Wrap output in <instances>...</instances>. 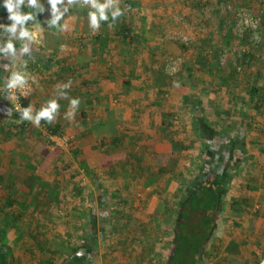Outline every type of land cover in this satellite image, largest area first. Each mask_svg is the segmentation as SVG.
I'll return each mask as SVG.
<instances>
[{
	"label": "crops",
	"instance_id": "1",
	"mask_svg": "<svg viewBox=\"0 0 264 264\" xmlns=\"http://www.w3.org/2000/svg\"><path fill=\"white\" fill-rule=\"evenodd\" d=\"M222 1L248 7L264 19V0H118L124 11L115 22L109 18L93 32L88 9L73 6L62 21L67 30L61 31L47 27L50 6L40 0V25L29 22L30 28H39L37 41L30 46V57H23L37 83L30 81L24 107L31 104L38 110L58 85L70 81L65 91L80 99L72 120L65 118L68 100L60 98L52 123L42 120L35 127L24 121L21 128H12L16 121L7 115L12 105L3 90L4 66L18 64L20 55H0V176L9 177V194L21 207L39 196L36 190L44 197V185L58 187L48 198L51 202L60 201L62 193L71 197L67 205L59 204L78 216L70 223L77 232L74 241L64 238L82 251L79 256L87 255L88 264H169L171 236L161 233L152 217L157 213L161 218L169 201L187 194L190 183L204 179L209 166L214 169L208 158L216 160L220 172L229 162L232 137L239 133L244 135L245 160L240 171L224 174L229 186L220 198L209 246L211 252H229L223 260L205 264L255 259L250 246L259 245L255 240L264 231V159L259 156L264 151V21L259 42L252 44L249 34L237 36L227 24L230 17L216 9ZM179 17L184 20L178 22ZM0 23H10L2 7ZM179 34L191 35L192 42L182 46L175 38ZM6 36L0 33V46ZM167 56L181 58L178 72L168 77L162 64ZM12 116L19 118L15 111ZM110 125L111 134L97 135L101 128L109 133ZM49 126L72 136L81 156L73 160L64 146L49 144ZM113 135L116 146L109 143ZM101 137L107 139L103 146ZM106 153L121 158L101 165ZM78 166L85 167V175L76 176ZM3 167L11 169L3 173ZM68 181L84 183L88 198L82 191H62ZM20 194L27 200L22 202ZM10 248L8 264H37L28 261L32 251L26 247L14 243Z\"/></svg>",
	"mask_w": 264,
	"mask_h": 264
},
{
	"label": "trees",
	"instance_id": "2",
	"mask_svg": "<svg viewBox=\"0 0 264 264\" xmlns=\"http://www.w3.org/2000/svg\"><path fill=\"white\" fill-rule=\"evenodd\" d=\"M252 91L256 92L255 89ZM11 117L15 121V118ZM15 123L12 128L19 129L22 127V123ZM206 129L209 132L208 136H212L213 129L210 126H207ZM47 130L52 134H60L59 128L55 126H49ZM112 131L113 125H110L109 133H106L107 131L101 128L100 130L98 129L97 135L111 134ZM14 136H17V133H14ZM243 137L244 135L240 133L232 137L233 142L229 150V162L223 166V171L219 172V169H217L216 160L208 158V164L214 165L213 168L215 170H212V167L209 166L205 170L207 175L204 179L190 183L187 187V194L176 199L173 203L169 201V209L166 210L167 212L161 218H159L157 213L152 217L153 223L159 231L163 234L167 231L171 236L169 264H205V260H208V256L211 253V249H209L210 240L216 227V216L219 211L220 198L227 192L229 186L228 181L224 180V174L229 176L240 171L243 166V160H245V149L242 144ZM106 140L104 137H101L100 146L106 144ZM109 143L112 146H116L118 144L117 137L113 135ZM119 158H121V155L118 153H106L102 155L101 165L108 164L110 161L114 159L118 160ZM55 172L59 173L57 169ZM1 178L0 176V184L2 182ZM9 185H12L11 181ZM20 200L24 202L27 199L23 195ZM16 201L18 203H15ZM14 203L18 205L20 203L19 199L11 197L9 194L7 201L4 200L0 205V219L2 218L3 222L6 223L8 220L7 216H4V213L7 210H12ZM234 204H231L232 208ZM157 211L161 210L157 209ZM102 218L108 217L102 216ZM47 249L54 260L61 259L59 264H88L87 255L78 256V248L64 240L52 239ZM263 257L264 253L255 256L253 264H258L259 260ZM9 261V250L0 245V264H8ZM47 263L50 264V262Z\"/></svg>",
	"mask_w": 264,
	"mask_h": 264
},
{
	"label": "clouds",
	"instance_id": "3",
	"mask_svg": "<svg viewBox=\"0 0 264 264\" xmlns=\"http://www.w3.org/2000/svg\"><path fill=\"white\" fill-rule=\"evenodd\" d=\"M47 3L50 6L51 15V18L46 21L47 27L58 28L61 31L67 30V24L62 21L73 6L88 9L87 21L93 32L100 28L101 22L109 21V18L115 22L124 11L118 0H47ZM0 7L5 9L7 19L10 21L9 24L0 23V33H7L3 46H0V55L7 54L9 57H16L17 52L20 55L18 64H13L11 67L4 66V70L9 74L3 78V90L7 92V100L12 105L7 115L12 116L13 111L18 112L19 118L15 119L17 123L29 121L35 127H39L42 120L52 123L56 119L60 109L58 101L63 98L68 100L69 106L65 118L74 119L80 106V99L69 97L65 91L70 87V81L58 85L53 98L48 99L38 110L34 111L31 104L21 107L20 103H16L19 97L28 95V91L31 89L29 81L33 84L37 83L35 78L26 71L27 60L23 57L25 55L30 57V46L37 41L39 33V28H30L29 22L39 24L36 20L37 14L42 13L44 7L40 0H0ZM25 8L30 11H24ZM245 25L255 27L250 19L245 20ZM175 70V68L171 69L172 72ZM17 92H19V96L16 95ZM259 264H264V258L259 260Z\"/></svg>",
	"mask_w": 264,
	"mask_h": 264
},
{
	"label": "rangeland",
	"instance_id": "4",
	"mask_svg": "<svg viewBox=\"0 0 264 264\" xmlns=\"http://www.w3.org/2000/svg\"><path fill=\"white\" fill-rule=\"evenodd\" d=\"M163 59L164 57L162 58V60ZM164 74H166L165 71H164ZM63 137H66L67 139H69V142H67V146H64L66 153H70L72 156L71 159L76 160V158L79 157L80 154H78L74 149V146L76 144L74 143L75 139L72 138V136L67 135L65 133L63 134ZM46 140L48 141L47 138ZM48 143L50 144L51 141H48ZM54 146H57L55 142H54ZM259 156L262 157L261 159H264L263 150H261ZM66 159L69 160V157ZM4 168L5 167L2 168L3 170L1 169L3 173H6L10 171L11 169V167H7L5 169ZM76 170L78 173L76 174V176H82L86 174L84 166H80V167L78 166ZM59 171L63 172V169H59ZM1 177H2L1 178L2 182L0 184V205L4 202V200L7 201L8 195L10 192V189H9L10 185L8 186L10 181H7L9 177L7 178V176L5 175ZM104 178H107V177H104ZM25 184L28 186L29 183H25ZM65 185L66 186L64 189H62V191L66 189L67 191L65 192H68V194L69 193L78 194L79 192L82 191L83 194H85L84 197L88 198L86 197L88 195H87V188L85 187L84 183L76 182V183L70 184V182L68 181V183L66 182ZM70 185H73V186L71 187ZM52 186L53 185H51L50 187H47L45 185L43 186L45 190L48 189V191H44L43 193L44 197L40 198V195L42 194V192H39L38 190H36L35 192H38L39 196L36 195L32 197V199L30 198V201H31L30 203L27 202V204L24 207H21L20 205L16 204V207H13L12 210H17L18 211L17 213L12 212L11 210H7V211L5 210L6 212L4 213V216H7L8 218L6 223L3 222L2 218L0 219V225H2L0 229V245L4 246L9 251L11 250L10 246L14 243L19 244L21 248L26 247L27 248L26 252H29V250L32 251V254L30 255V259L28 261L34 260V262L37 264H45L46 261L50 262V264H59L61 262V259L58 258L54 260L52 256L50 255V253L48 252L47 248H48L50 241L52 239H60L64 241L66 240L68 241V239L72 240L74 238V235H76V232H77V231L73 232L72 227H70L71 226L70 223H72L73 220H76L74 219V217L78 218V216L71 214L68 211L62 209V207H64L65 204L67 205L68 202L71 201V197L62 193L63 198H61L60 201L51 202L48 198L53 197V195L56 194L58 191L57 185L53 187ZM19 196H21V194ZM46 201H47V204L48 202L49 204L47 205L46 208H44V204L46 203ZM60 202H64L65 204L63 203L62 205H60L59 204ZM15 203H18V202L16 201ZM49 206L52 207V210L51 209L47 210ZM14 213L18 215L16 216L14 215ZM13 222H17L15 228L14 227L12 228L11 226L12 225L11 223ZM226 235H229V233L226 232ZM64 236L68 239L64 238ZM255 241L257 242L259 241L258 243L259 245L250 246L252 248H255V249H252L250 256H252V254H255V256H257L259 254L261 255L264 253V231L261 232V237L259 239H256ZM261 242H263L262 245L260 244ZM70 243L74 244L73 242H70ZM168 249H169V254H170L171 245L169 246ZM223 250L214 249L209 254L208 260L209 259H213V260L218 259V261L223 260L222 259L223 254L229 252L227 248H224ZM241 257L243 256L241 255ZM250 259L251 261H248L247 264H253L254 257L253 258L250 257Z\"/></svg>",
	"mask_w": 264,
	"mask_h": 264
},
{
	"label": "built area",
	"instance_id": "5",
	"mask_svg": "<svg viewBox=\"0 0 264 264\" xmlns=\"http://www.w3.org/2000/svg\"><path fill=\"white\" fill-rule=\"evenodd\" d=\"M201 0H193V3L200 4ZM216 9L219 11V13L229 16L230 20L227 24H229L232 29L235 31V34L237 36H242L244 33L249 34L250 38L249 40L251 43H257L259 42V37H258V29L261 23L264 21L260 13H256L252 11L248 7H241L240 5H235V3L228 2V1H222L217 5ZM250 19L254 24L255 27H252L251 25H245V20ZM178 22H181L184 20L182 17L178 18ZM177 41L182 45L186 46L189 45L193 38L189 34H179L177 37H175ZM249 46H245L244 50H248ZM243 50V51H244ZM220 59H223V53L220 54ZM181 61L180 57H172V56H167L164 57L162 60L163 64V69L166 72V75L172 76L178 72V65ZM175 68L176 70L174 72L171 71V69ZM236 70L238 72L241 71V67L237 66ZM8 72L5 77L8 76ZM30 85L31 82L29 81ZM5 96L7 99V92L5 91ZM17 96H19V92L16 93ZM27 96H22L19 97V100L16 101V103H20L21 107H24V103L26 101ZM10 102V101H9ZM11 103V102H10ZM46 137L48 141H51L52 144H55L57 146H67V142H69V139L66 137H63L62 134H52L51 132L46 133Z\"/></svg>",
	"mask_w": 264,
	"mask_h": 264
},
{
	"label": "water",
	"instance_id": "6",
	"mask_svg": "<svg viewBox=\"0 0 264 264\" xmlns=\"http://www.w3.org/2000/svg\"><path fill=\"white\" fill-rule=\"evenodd\" d=\"M81 252H82V251H81V250H79V251H78V253H77V255L79 256V255L81 254ZM263 258H264V257H263ZM258 264H259V263H258Z\"/></svg>",
	"mask_w": 264,
	"mask_h": 264
}]
</instances>
